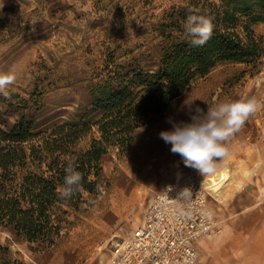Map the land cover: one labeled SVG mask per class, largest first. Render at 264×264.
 Instances as JSON below:
<instances>
[{
    "label": "rangeland",
    "instance_id": "rangeland-1",
    "mask_svg": "<svg viewBox=\"0 0 264 264\" xmlns=\"http://www.w3.org/2000/svg\"><path fill=\"white\" fill-rule=\"evenodd\" d=\"M184 1L0 0V72L15 66L18 76L8 89L11 98L0 95V110L21 111L35 104L42 126L68 118L88 104L91 85L115 70V63L133 54L152 58L160 39L154 23L165 9ZM254 28L264 35V23ZM251 96L264 101V56L255 67L217 65L170 100L161 115L137 128L126 149L113 146L103 155L100 178L91 176L103 191H84L79 209L67 207L54 245L21 240L2 225L0 241L8 242L25 264H108L113 244L131 234L166 183L191 172L205 179L211 175L185 166L159 137L172 130L169 118L191 122L197 107L206 112L217 103ZM94 135L98 132L80 145ZM227 146L230 155L219 163L234 171V180L221 202L209 198L215 233L227 240L251 237L259 264L264 260V108L250 116ZM242 250H215V256L223 259V253Z\"/></svg>",
    "mask_w": 264,
    "mask_h": 264
},
{
    "label": "trees",
    "instance_id": "trees-1",
    "mask_svg": "<svg viewBox=\"0 0 264 264\" xmlns=\"http://www.w3.org/2000/svg\"><path fill=\"white\" fill-rule=\"evenodd\" d=\"M198 10V11H190ZM206 14L215 25L212 38L191 47L183 23ZM264 0H185L165 9L154 23L160 38L150 60L133 54L91 85L89 102L68 118L47 126L35 104L21 111L0 110V225L19 239L47 246L60 236V215L79 209L84 191L99 193L102 157L113 146L126 149L137 128L161 115L170 100L221 63L254 67L264 56ZM97 131L87 145L80 142ZM83 175V192L58 198L70 161ZM0 264H25L8 242L0 241Z\"/></svg>",
    "mask_w": 264,
    "mask_h": 264
},
{
    "label": "clouds",
    "instance_id": "clouds-1",
    "mask_svg": "<svg viewBox=\"0 0 264 264\" xmlns=\"http://www.w3.org/2000/svg\"><path fill=\"white\" fill-rule=\"evenodd\" d=\"M198 11V10H190ZM215 25L213 18L206 14H190L183 23L184 35L191 47H203L213 36ZM18 79L15 66L8 72H0V95L10 99L9 87ZM264 108V101L255 96L242 97L239 100L220 102L207 107L205 112L197 107L191 122H174L172 130L161 131L159 137L171 145V153L178 154L185 166L194 168L201 175L214 173L230 155L228 142L246 124L250 116ZM83 175L75 168V161H70L65 168L63 184L56 189L58 198L67 200L83 192ZM98 190L103 189L98 185ZM188 188L178 195L187 199L192 196Z\"/></svg>",
    "mask_w": 264,
    "mask_h": 264
},
{
    "label": "built area",
    "instance_id": "built-area-1",
    "mask_svg": "<svg viewBox=\"0 0 264 264\" xmlns=\"http://www.w3.org/2000/svg\"><path fill=\"white\" fill-rule=\"evenodd\" d=\"M184 188L190 198L178 197ZM210 197L213 189L192 172L166 183L131 234L113 244L108 264H205L196 243L216 224Z\"/></svg>",
    "mask_w": 264,
    "mask_h": 264
},
{
    "label": "crops",
    "instance_id": "crops-1",
    "mask_svg": "<svg viewBox=\"0 0 264 264\" xmlns=\"http://www.w3.org/2000/svg\"><path fill=\"white\" fill-rule=\"evenodd\" d=\"M253 170V169H252ZM228 237L222 234L219 235L215 233V227L211 229L207 234L201 236L197 240V247L199 249L202 260L205 264H258V259L256 258L257 252L254 250V244L252 238L249 237L244 240L245 237H234L231 240H227ZM244 241V242H243ZM231 247V250L240 249L243 247L242 252H236L235 255L226 253L220 259L219 252L222 249H227ZM221 248V249H220ZM215 250L219 253L217 256ZM241 252V253H240ZM226 255V256H225ZM259 264H264L263 259H259Z\"/></svg>",
    "mask_w": 264,
    "mask_h": 264
},
{
    "label": "bare ground",
    "instance_id": "bare-ground-1",
    "mask_svg": "<svg viewBox=\"0 0 264 264\" xmlns=\"http://www.w3.org/2000/svg\"><path fill=\"white\" fill-rule=\"evenodd\" d=\"M205 180L207 186L210 189H213L214 197L221 202L224 198V189H226L229 183L234 180V171L228 168V165L225 163L210 176H207Z\"/></svg>",
    "mask_w": 264,
    "mask_h": 264
}]
</instances>
